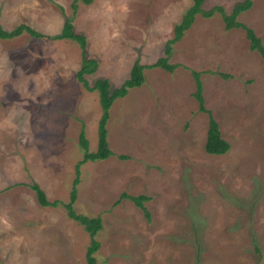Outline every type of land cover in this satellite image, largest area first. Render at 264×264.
Segmentation results:
<instances>
[{
  "label": "rangeland",
  "instance_id": "374dc122",
  "mask_svg": "<svg viewBox=\"0 0 264 264\" xmlns=\"http://www.w3.org/2000/svg\"><path fill=\"white\" fill-rule=\"evenodd\" d=\"M243 0H206L231 13ZM193 0H0V23L59 33L67 18L97 60L85 75L112 89L137 58L146 81L110 109L114 154L81 165L75 209L101 216L97 264H264V60L243 28L222 14L198 13L164 56L175 25ZM264 44V0L240 13ZM83 48L72 39L29 32L0 38V264H86L90 234L70 218L79 135L96 151L100 95L78 79ZM201 72L205 105L230 150L209 154V115L199 110L192 70ZM125 155L127 158H121ZM39 185L56 206H42ZM145 194L151 212L121 193ZM64 203V204H63Z\"/></svg>",
  "mask_w": 264,
  "mask_h": 264
},
{
  "label": "trees",
  "instance_id": "16d2710c",
  "mask_svg": "<svg viewBox=\"0 0 264 264\" xmlns=\"http://www.w3.org/2000/svg\"><path fill=\"white\" fill-rule=\"evenodd\" d=\"M205 1L206 0H193V4L186 10L181 20L175 25L174 36L167 41L164 56L160 57L156 61L154 67L159 66L170 72L175 71V69L178 67V64L170 62V56L173 53V43L182 39L185 32L192 26V23L194 22L195 17L198 13H201L206 17H210L214 15L216 11H219L222 14L227 30L233 28H243L246 31V35L250 41L251 49L260 52L264 60V44L262 38L257 35L256 31L252 27L238 20L240 13L250 9L253 6L254 0H243L242 2L237 3L231 13L226 12L225 8L221 5H216L211 9H205L203 7ZM25 31L29 32L32 36L45 37L54 40L72 39L80 43L81 47L83 48V62L82 68L77 73V77L86 88L92 91L97 90L100 95V103L102 106L103 113L99 120L98 148L96 151H91L89 149V140L86 136L85 128L83 127L79 135V144L84 152V155L76 166V177L73 181V186L70 193V200L66 204L63 203L68 211L69 217L83 225L85 230L88 231V233L90 234L91 240L89 246L87 247L86 264H97V252L101 247V244L97 239V234L103 228V220L101 216L91 217L83 213H78L75 209V203L78 198V184L80 183L81 165L90 160L107 159L108 157L114 154L109 144L107 128V124L110 118V109L118 97L126 96L131 88L141 86L145 83V69L152 66L144 65L140 61V58H137L131 67L129 77L124 81L121 86L112 89L111 83L108 78H99L95 81L93 86H90L88 80L85 78V75L93 73L96 70L97 60L91 59L87 56L86 36L75 32L73 22L70 18H67L65 20L62 30L54 35L40 34L33 27L25 23L20 24L11 30L4 28L0 23V38H13L21 35ZM192 75L196 81V92L194 93V95L199 102V110L202 112H206L209 115V127L205 142V150L209 154L213 155L225 154L230 150L231 144L227 139L222 136L219 122L213 115L212 111L208 109L205 105V97L203 93L204 84L202 78L200 77L201 72L193 69ZM119 156L123 159L127 158L125 155ZM33 188L34 190H36L37 199L42 206L58 205V201H51L48 199L47 194L42 188L39 187V185H33ZM125 198L131 199L136 206H138L144 211L147 219L149 221L151 220V212L145 204L146 200L150 199L149 196L145 194L131 195L126 192H123L119 196L117 203H119L120 200H123Z\"/></svg>",
  "mask_w": 264,
  "mask_h": 264
}]
</instances>
